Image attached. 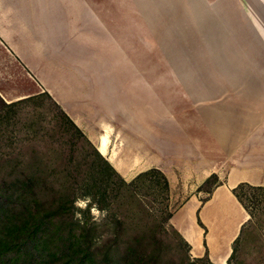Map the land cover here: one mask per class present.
I'll use <instances>...</instances> for the list:
<instances>
[{
    "label": "rangeland",
    "instance_id": "obj_1",
    "mask_svg": "<svg viewBox=\"0 0 264 264\" xmlns=\"http://www.w3.org/2000/svg\"><path fill=\"white\" fill-rule=\"evenodd\" d=\"M91 1L94 19L87 8L73 10L71 27H55L47 90L96 147L107 136L105 158L127 181L153 168L165 173L169 188L143 186L135 192L140 203L121 212L133 224L145 217L138 213L145 207L149 220L158 215L165 225L192 196L210 197L220 179L202 180L216 167H229L232 130L242 145L247 125L264 128V0ZM4 104L0 97V159L69 157L62 144L67 138L29 134L31 120L42 127L61 120L48 96L20 108ZM87 149H79L76 159ZM52 177L60 181L62 173ZM242 195L252 215L229 264H264V189L246 188ZM102 201L80 196L76 203L90 208L100 225L98 241L107 238L112 222L106 224L109 208L101 210ZM222 201V211H212V236L220 248L241 218L228 199ZM167 238L175 250L176 235L171 231Z\"/></svg>",
    "mask_w": 264,
    "mask_h": 264
},
{
    "label": "trees",
    "instance_id": "obj_2",
    "mask_svg": "<svg viewBox=\"0 0 264 264\" xmlns=\"http://www.w3.org/2000/svg\"><path fill=\"white\" fill-rule=\"evenodd\" d=\"M42 96L4 106L24 107ZM46 96L59 107L61 120L48 121V127L31 120L29 134L39 138H67L62 144L68 148L69 157L60 162L0 159V264H213L207 254L191 261L187 253L190 245L170 224L172 214L164 225L158 215L149 220L150 213L140 207L138 213L145 215L144 218L133 224L122 220L121 212L128 205L140 203L135 195L137 189L147 185L169 188L168 177L153 168L127 181L66 111L50 95ZM85 146L89 155L76 159L77 151H83ZM57 173H62L60 181L52 177ZM217 179L211 175L205 183ZM246 188L262 190L264 187L242 183L233 191L252 215L242 195ZM80 196L92 197L95 201L102 198L104 205L98 204V207L109 208L106 224L112 222L105 240H97L101 227L93 220L90 208L81 209L76 205ZM199 223L203 226L200 220ZM171 231L178 240L175 250L167 238ZM238 239L233 243L228 264L236 252Z\"/></svg>",
    "mask_w": 264,
    "mask_h": 264
},
{
    "label": "crops",
    "instance_id": "obj_3",
    "mask_svg": "<svg viewBox=\"0 0 264 264\" xmlns=\"http://www.w3.org/2000/svg\"><path fill=\"white\" fill-rule=\"evenodd\" d=\"M90 3L91 0H0V97L6 104L39 95H52L46 86V69L47 52L54 49L48 48V43L55 41V27H71L73 10L83 11L87 8L90 14L87 17L94 19ZM107 4L103 0V5ZM61 6L67 10L63 15L60 14ZM76 25L79 26L78 23ZM249 127L247 125L248 139L242 145L239 144L238 131H231L229 159L226 160L229 167L225 170L216 167L203 177L202 183L211 175L220 179V184L213 189L210 197L202 200L200 196H192L170 218V224L188 242L195 258L207 254L213 264H228L233 243L250 218L233 191L242 183L264 187V128L254 127L250 130ZM106 143L107 136L104 135L97 147L104 156L108 148ZM215 152L222 150L219 151L217 147ZM223 199H228L234 205L241 218L228 244L220 248L217 245L219 242L215 243L212 236V227L215 226L212 211H222Z\"/></svg>",
    "mask_w": 264,
    "mask_h": 264
},
{
    "label": "bare ground",
    "instance_id": "obj_4",
    "mask_svg": "<svg viewBox=\"0 0 264 264\" xmlns=\"http://www.w3.org/2000/svg\"><path fill=\"white\" fill-rule=\"evenodd\" d=\"M250 18V17H249ZM248 19V18H247ZM251 21H252V19H251ZM255 28V27H254ZM252 30V29H251ZM258 35V34H257ZM261 36H262V34H261ZM256 38V37H255ZM260 39V38H259Z\"/></svg>",
    "mask_w": 264,
    "mask_h": 264
},
{
    "label": "water",
    "instance_id": "obj_5",
    "mask_svg": "<svg viewBox=\"0 0 264 264\" xmlns=\"http://www.w3.org/2000/svg\"><path fill=\"white\" fill-rule=\"evenodd\" d=\"M101 153H102V151H101ZM103 154V153H102Z\"/></svg>",
    "mask_w": 264,
    "mask_h": 264
}]
</instances>
